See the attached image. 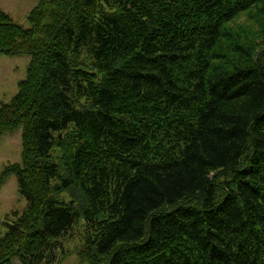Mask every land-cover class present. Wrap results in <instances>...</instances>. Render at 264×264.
<instances>
[{
    "label": "trees",
    "instance_id": "trees-1",
    "mask_svg": "<svg viewBox=\"0 0 264 264\" xmlns=\"http://www.w3.org/2000/svg\"><path fill=\"white\" fill-rule=\"evenodd\" d=\"M27 19L0 9V53L29 55L0 103L22 145L0 180L26 201L0 264H57L80 217L87 264H264V0H36Z\"/></svg>",
    "mask_w": 264,
    "mask_h": 264
},
{
    "label": "rangeland",
    "instance_id": "rangeland-1",
    "mask_svg": "<svg viewBox=\"0 0 264 264\" xmlns=\"http://www.w3.org/2000/svg\"><path fill=\"white\" fill-rule=\"evenodd\" d=\"M36 0H0V9L8 12L11 17L21 23L23 26H29L27 14ZM244 26L251 24L248 15L241 14L238 18ZM255 22V21H254ZM251 29V27H249ZM255 28V27H254ZM260 29V28H259ZM29 60L27 53L5 54L0 53V103L7 101L17 90L18 80L25 75L26 66ZM21 127L0 134V172L8 164L19 161L21 158ZM54 155L58 149L54 148ZM227 175L223 172H217L215 180L222 182ZM77 188V187H76ZM71 187L61 193L66 199H74L76 204L84 203L79 191ZM83 202V203H82ZM26 204L25 198L19 193L17 187V177L14 173L8 174L0 180V234L6 228L5 221L14 218V211L20 212ZM78 206H80L78 204ZM84 219L80 217L75 224L60 237L58 247L53 249L52 260L57 264H87L79 256V250L83 247L86 228ZM13 264H20L15 256ZM44 264H49L44 263Z\"/></svg>",
    "mask_w": 264,
    "mask_h": 264
}]
</instances>
